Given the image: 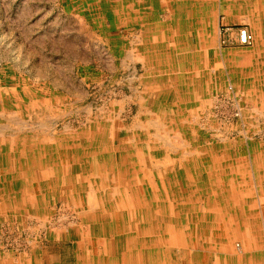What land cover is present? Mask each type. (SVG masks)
<instances>
[{
    "label": "rangeland",
    "instance_id": "rangeland-1",
    "mask_svg": "<svg viewBox=\"0 0 264 264\" xmlns=\"http://www.w3.org/2000/svg\"><path fill=\"white\" fill-rule=\"evenodd\" d=\"M114 1L0 0V157L10 153L0 178L12 165L22 178L6 189L18 204L0 210L5 264H45L46 250L77 264V245L89 244L113 247L127 264L137 239L145 259L148 249L175 264L193 246L238 250L254 240L242 227L253 222L239 219L264 215V41L253 32L251 45L222 43L219 30L233 21L214 0L211 24L201 13L206 57L194 72L182 61L193 37L180 39V23L196 22L192 7L117 0L115 15ZM235 2L234 23L259 27L252 11L264 24V0ZM23 149L42 169L21 168ZM132 186L145 189L139 202Z\"/></svg>",
    "mask_w": 264,
    "mask_h": 264
},
{
    "label": "crops",
    "instance_id": "crops-1",
    "mask_svg": "<svg viewBox=\"0 0 264 264\" xmlns=\"http://www.w3.org/2000/svg\"><path fill=\"white\" fill-rule=\"evenodd\" d=\"M131 0H129L130 2ZM184 2H186L188 7H192L190 10H188V13H191L193 16L196 15L197 19L195 23H180V30H185L187 33L183 34V31L180 32V39L184 38L183 36L187 35V37L191 34L192 35V41L188 42V45L192 46V54L188 56V53H183L182 54V61H186L189 63V68L193 69V71H200L201 69V60L204 59L206 57L205 52L203 51V49L201 48V46L203 45L201 43V40L205 39L204 35V29L207 28L206 26V22L204 21L205 19L201 20V13H206L209 15V22L211 24V15H210V6L213 5L214 0H212V3L210 5H206L205 3H202L201 0H181L180 1V6H182V8H186V4H184ZM237 2H235V0H225L224 4L220 5V8L224 9L225 12H227L228 14H230V21L232 20V23H226L222 26L225 27H230V30L226 31V33L224 32V30L221 29L219 30V34H220V41H222V39L224 38H228V42L229 45H232L235 43V41L237 40L238 37V29L241 27L242 24L240 23H234L236 20H239L236 17L240 16H236L235 15V11L238 10L237 8ZM121 1H118V5H117V0L114 1V10L113 13L115 15H120L121 14ZM124 5V4H123ZM206 5V6H205ZM119 9V10H118ZM187 10V9H186ZM252 11H250L247 15H249L250 17V21H253L256 24L260 25L259 27L254 28H250L249 26H247L250 30V32L253 34L257 33V35L264 41V24H262L261 22V18L260 16L257 17L256 15H254L253 13H251ZM152 16V15H151ZM235 16V17H234ZM257 17V21L255 22L253 19ZM152 19V17H150ZM160 21V20H157ZM253 23V24H254ZM186 24V25H185ZM209 25V24H208ZM239 25V26H238ZM210 30H211V26H210ZM211 36H213V33L211 31ZM186 37V38H187ZM203 37V39H202ZM189 40V38H187ZM205 41V40H204ZM213 41V40H212ZM237 43V42H236ZM214 44V41L212 43V45ZM205 45V42H204ZM206 46V45H205ZM205 46H203L205 48ZM175 48H179L178 45L175 46ZM206 50V49H204ZM210 50V49H209ZM208 51V50H207ZM212 54V52L210 53ZM209 54V55H210ZM204 56V57H203ZM203 57V58H202ZM173 66V67H172ZM170 67H172V69L174 71H178V67H180V61L178 62V58H176L172 64L170 65ZM193 76H196L195 73H193ZM1 150L4 148L3 146H1ZM8 150V149H7ZM7 156V157H5ZM5 158H10V153H7L5 151V153H3L0 157V165L4 166V160ZM6 163H9L6 162ZM20 166L22 169L25 168V171L27 169H34L35 168H41V161L36 162L35 160L31 159L29 156V153H25L24 149L23 152L21 153V160H20ZM57 164V162H56ZM55 164V162H52V170L55 169L57 167V165ZM67 166V163H65ZM56 165V166H55ZM3 166L1 168H3ZM9 166V165H8ZM13 166V165H12ZM12 166L10 167V170L8 172H4L3 175V181L0 178V210H6L7 211V207H5V205H11V203H13L12 205L16 206V204H18L15 200L14 201H10L8 200L10 198V196H12V194H14L15 196H17V193H13V190H6L9 189V187L12 186L13 183L12 181H15L16 179L19 180L20 178V171L17 172L16 170H12ZM65 166L63 167V171L65 170ZM42 169V168H41ZM14 171H16L17 175L16 177H12V178H5V174H12L14 173ZM55 171V170H54ZM263 172V170H261ZM56 172V171H55ZM32 175H34L33 172H31ZM58 173V172H56ZM48 174V173H47ZM47 174H41V179L39 181V183L44 184L45 182L43 181L42 177H47ZM15 178V179H14ZM22 179V178H20ZM20 183V182H19ZM22 185V182L20 183ZM51 184H49L50 186ZM16 187V186H15ZM18 187V186H17ZM16 187V191L18 192ZM21 189L25 192H23L22 194V200L23 201H30L32 198L31 193H29L27 190H24L25 187L24 186H20ZM13 188V187H11ZM130 190L133 192V196L132 199L133 201H138L139 200L137 198H141L138 193H135V191H144L145 189L143 188H136V187H131ZM57 191V190H55ZM56 193V192H55ZM155 192H151L150 195V201L152 202V200H154V197L156 198V195L154 194ZM154 194V195H153ZM143 195V193H142ZM146 197V194L144 193V196ZM142 199V198H141ZM42 198L39 199V201H37V208H33L36 211H43V200ZM123 204H125L126 199H121ZM146 202H144L145 204H141V205H147V201L148 199H146ZM156 200V199H155ZM33 201V200H32ZM149 202V201H148ZM158 202V201H156ZM121 203V202H120ZM133 205V204H132ZM135 205V204H134ZM133 205V206H134ZM140 205V206H141ZM13 206V210L14 212H17V209H21V208H26L25 206H17L14 207ZM31 208H26V209H31ZM124 213V212H122ZM149 214H152L151 211L148 212ZM134 218L137 215L141 216L143 215L141 212L139 211H135L134 213ZM150 216V215H149ZM137 217V216H136ZM243 219H239L241 221L244 222H253L251 224L247 223L242 225V227L245 229L244 230V234L248 235V238H254V240H246L244 241V243L242 244L243 246H241L238 250H235L233 247L230 246H225V247H216V246H210V247H198V246H193L190 248L185 249L182 252V256L180 257V263L177 262L175 264H264V241H263V236L262 233L264 232V229H262V226L260 224H257L259 222H264V215L263 214H256V215H243L241 216ZM255 223V224H254ZM11 224V222H10ZM13 225V224H11ZM263 228H264V224H263ZM226 233V232H225ZM256 238V239H255ZM80 240V238H79ZM134 241V240H133ZM132 241V242H133ZM138 241V239H137ZM144 242V243H143ZM141 241L139 243L145 244V240ZM80 243L82 244L81 240ZM134 243V242H133ZM110 244V243H107ZM111 245V244H110ZM135 246H138L137 243H134ZM61 247V246H60ZM112 247V246H111ZM110 248V247H108ZM193 249V251H188V249ZM51 249H54L53 247ZM78 251L76 253V255L78 256L77 258V264H87L88 262V257H90V262L92 264H95L97 262V264H114L115 262L117 264H125L124 260L126 255L124 253H121L122 255H120V258L118 256H115L116 253V249L113 251V247H112V252L111 249H104V250H98L97 248L95 249L93 245L89 244L88 249H82V251H79L78 249V245L76 248ZM129 252L131 251V253L134 255L136 254V251H134V249H131L130 247L128 248ZM136 250V249H135ZM218 250H224L222 252L218 251ZM150 251V250H149ZM147 250V254H152L151 251L149 252ZM63 253V254H62ZM222 254V256H218V254ZM1 254V253H0ZM139 260L137 261V264H162V260L159 259H152L150 258V255H148L147 259L144 258V254H141V249H139ZM43 255V257H42ZM59 255V258H58ZM68 255L69 252H62V251H48L46 250L44 253L40 254L39 257H41L43 260V262L45 264H68ZM132 255V256H133ZM38 257V256H37ZM36 257V258H37ZM60 257H63V260H60ZM134 257V256H133ZM132 257V258H133ZM5 257L0 255V264H5L6 263V259H4ZM148 261H151L148 263ZM160 262V263H159ZM70 264V263H69ZM131 264H134L131 263ZM172 264V263H169ZM174 264V263H173Z\"/></svg>",
    "mask_w": 264,
    "mask_h": 264
},
{
    "label": "built area",
    "instance_id": "built-area-1",
    "mask_svg": "<svg viewBox=\"0 0 264 264\" xmlns=\"http://www.w3.org/2000/svg\"><path fill=\"white\" fill-rule=\"evenodd\" d=\"M224 30L228 31L230 30V27H226ZM228 42V39H222V43ZM237 42L241 45H251L253 42V36L252 33L250 32L249 28L247 26H241L238 29V37H237ZM231 90H233V86L229 87ZM233 92V91H232ZM239 110V109H238ZM239 112V111H238ZM237 112V113H238Z\"/></svg>",
    "mask_w": 264,
    "mask_h": 264
},
{
    "label": "bare ground",
    "instance_id": "bare-ground-1",
    "mask_svg": "<svg viewBox=\"0 0 264 264\" xmlns=\"http://www.w3.org/2000/svg\"><path fill=\"white\" fill-rule=\"evenodd\" d=\"M207 43H208V42H207ZM208 44H209V43H208ZM209 45H210V44H209ZM205 47H207L206 50H209V49H210L209 46H205ZM164 132H165V131H164ZM2 139H4V138H2ZM168 139H169V137H168ZM166 140H167V139H166ZM0 141L3 142L2 140H0ZM5 157H7V156H5ZM157 160H158V159H157ZM9 166H10V165H9ZM5 170H6V169H5ZM24 190H25V189H24ZM24 192H25V191H24ZM137 199H138V198H137ZM135 200H136V199H135ZM31 201H32V200H31ZM134 212H135V211H134ZM140 238H141V237H140ZM163 239H164V238H163ZM140 240H141V239H138V241H133V242H134V243H137L138 245H139V244L142 245V246L145 245V244L139 243ZM141 241L143 242L144 239H142ZM164 241H165V240H164ZM133 242H131L132 245H134ZM154 242H155L156 244H158V243H157V240H155ZM143 243H144V242H143ZM156 244H155V245H156ZM128 245H129V244H128ZM153 245H154V244H153ZM180 245H181V244H180ZM178 246H179V245H178ZM135 247H136L135 245H134V248H131V247H130L131 249H134V251H136V254L133 255L134 257H133L131 254H128V255H131V256H130V258H129V257L127 258V262H126L127 264H131V263H133V262H134V264H137V261L139 260V255H140V254H139V248H138V250H137ZM163 247H164V246H163ZM135 249H136V250H135ZM149 249H150V248H149ZM147 250H148V249H147ZM130 252H131V251H130ZM132 257H133V258H132ZM152 259H153V258H152ZM149 262H151V261H148V263H149ZM159 263H160V262H159Z\"/></svg>",
    "mask_w": 264,
    "mask_h": 264
}]
</instances>
